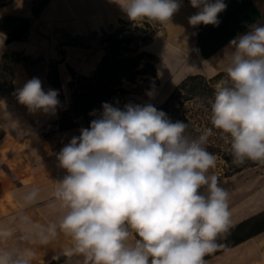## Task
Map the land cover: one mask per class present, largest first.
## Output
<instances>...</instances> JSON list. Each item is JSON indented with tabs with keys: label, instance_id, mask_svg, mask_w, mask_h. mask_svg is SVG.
<instances>
[{
	"label": "clouds",
	"instance_id": "obj_1",
	"mask_svg": "<svg viewBox=\"0 0 264 264\" xmlns=\"http://www.w3.org/2000/svg\"><path fill=\"white\" fill-rule=\"evenodd\" d=\"M198 11L193 27L218 26L224 0H189ZM127 17L166 24L181 0H121ZM226 78L208 103L212 128L198 137L186 135L188 124L172 122L152 104L110 103L90 115L57 154L66 170L54 187L20 191L21 209L36 205L48 193L47 208L55 220L33 222L23 212L0 222V264H33L34 251L12 246L20 239L49 244L61 234L70 241L62 255H81L84 264H207L205 256L231 225L228 192L209 174L217 157L206 148L213 129L230 144L233 163H264V24L229 42ZM153 91L146 95L150 98ZM29 112L55 113L58 91H44L33 77L17 90ZM23 133H18L22 135Z\"/></svg>",
	"mask_w": 264,
	"mask_h": 264
},
{
	"label": "crops",
	"instance_id": "obj_2",
	"mask_svg": "<svg viewBox=\"0 0 264 264\" xmlns=\"http://www.w3.org/2000/svg\"><path fill=\"white\" fill-rule=\"evenodd\" d=\"M42 1L0 0V74L9 87V93L0 97V222L19 212L41 224L56 219L55 211L47 208V191L44 200L25 209L19 207L16 194L33 186L42 190L54 187L55 181L66 174L57 154L72 137L80 135V129H74L44 138L41 129L59 121L58 107L54 114L29 112L19 103L17 90L36 77L47 92L51 89L50 68L58 65L61 91L68 101L71 70L90 76L103 59L102 53L92 54L75 45L74 40L107 31L127 17L121 0H46L35 16L34 8ZM224 2L226 9L218 14V26H191L189 17L198 9L189 0H181L171 21L160 24L146 46L157 57L155 83L149 89L158 95L153 106L164 103L190 76H226L229 42L247 33L250 26L264 24V0ZM26 23L28 32L21 39L13 38ZM144 100L147 103L150 97ZM220 186L229 194L231 225L218 238L221 247L205 256L207 264H264V165L226 177ZM21 236L18 231L11 244L34 251L33 264H52L70 246L63 234L49 244L23 240ZM84 262L83 256L73 255L58 264Z\"/></svg>",
	"mask_w": 264,
	"mask_h": 264
},
{
	"label": "rangeland",
	"instance_id": "obj_3",
	"mask_svg": "<svg viewBox=\"0 0 264 264\" xmlns=\"http://www.w3.org/2000/svg\"><path fill=\"white\" fill-rule=\"evenodd\" d=\"M159 26L160 23L155 21L149 22L147 20H141L133 22L128 17H125L119 22V24H117L116 27L110 28L109 30L103 31L101 33L91 34L87 37L74 40L75 45H79L89 50L92 54L100 52L103 54V58L108 56L110 59L115 57L126 60L125 75L129 77L131 81L124 82L122 84V89L124 92L119 94L118 99L115 102V106L123 109V106L129 102L134 104L143 102V105H145L153 104L157 99L158 95L155 91L153 92L154 94L150 98L149 102L146 103L144 100L147 96L146 93L149 91L152 84L155 83L154 77L156 68V60L152 57L146 56L144 53L147 52L146 46L156 33ZM118 40H122L123 43L118 45ZM116 49H118V51L117 55L115 56ZM76 75L79 77L85 76L77 73ZM125 75H121V77ZM224 78H226V76L218 78L215 81L214 87H216L217 83ZM206 79L209 80L210 78L206 77ZM7 86V82L0 74V97L4 93V89H9ZM175 91H177V88L169 94L167 99ZM188 97L189 95L187 91L179 92L174 103L169 107L170 111L174 112V110H177V113L174 112L173 114H176L178 118H189L192 120V122L202 120V124L197 123L200 131L199 134H202L205 128H212L210 116L206 115L205 104L203 103L202 98L199 96H194L192 100H187ZM68 98V101L65 98L66 104L72 105V91L71 96ZM164 103L155 105L154 107H160ZM167 117L170 119V112L167 114ZM188 135L192 137L194 136V132ZM206 148L209 152L215 154L217 157L216 167L214 169H210L209 174L216 175L220 185L221 182L226 178H224L223 175L225 173L231 172L232 169L236 168L237 166L233 163L231 146L225 141V138L220 134L219 130L213 129V135L209 137ZM263 165L252 168H261Z\"/></svg>",
	"mask_w": 264,
	"mask_h": 264
},
{
	"label": "trees",
	"instance_id": "obj_4",
	"mask_svg": "<svg viewBox=\"0 0 264 264\" xmlns=\"http://www.w3.org/2000/svg\"><path fill=\"white\" fill-rule=\"evenodd\" d=\"M46 3V0H43L37 7L34 8L35 16L39 15L40 10L46 5ZM28 29V24H24L15 33L13 38L21 39L28 32ZM122 43V40H118V45ZM117 51L118 49L115 50V56L117 55ZM144 54L157 60V57L149 53L148 51ZM23 61L28 63L29 59L23 58ZM125 63L126 60H124L123 58L118 59L114 57L113 59H110V57L105 56L99 68L92 76L79 77L73 70H71L73 80L69 83V87L72 91V105L66 104L64 95L61 91V79L58 65H52L48 73V80L50 82L51 89L57 90L59 93L58 99L60 101V105L58 106V110L60 113V118L58 122L52 123L42 128L41 135L44 138H48L59 132L88 128L90 127L91 120L95 118L94 116L90 115L93 110H95L97 114H99V112L102 111L101 106L105 102L115 106V102L118 99L119 94L124 92V90L122 89V84L124 82L131 81V79L125 75ZM121 75L125 76L121 77ZM224 76L225 75L220 74L216 77L210 78L209 80L202 75L190 76L177 87V91L172 93L162 106L156 108L157 110H161L166 113V115L170 112V120L172 122L182 121L188 124L186 135L190 133L192 134L194 132V136H192L191 138H196L200 135L197 123L202 124L203 121L198 120L196 122H192V120H190L189 118H178L176 114H173L174 112L177 113V110H174V112L170 111L169 107L174 103L175 98L177 97L179 92L187 91L189 95L187 100H192L194 96H199L200 98H202L203 103L205 104L206 115L210 116L211 109L208 101L213 98L215 81L218 78ZM8 93L9 89L6 88L4 89V93L2 94V96L7 95ZM263 164L264 163L246 161L244 164L236 166V168L232 169L231 172L225 173L223 177H231L247 168L257 167ZM66 258L67 257L65 256L60 257L52 264L61 263L65 261Z\"/></svg>",
	"mask_w": 264,
	"mask_h": 264
}]
</instances>
